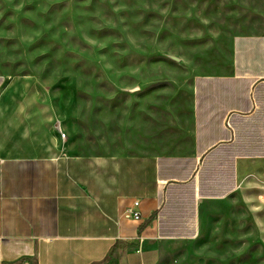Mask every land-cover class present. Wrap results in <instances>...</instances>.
I'll return each instance as SVG.
<instances>
[{
	"label": "crops",
	"instance_id": "0c3cea01",
	"mask_svg": "<svg viewBox=\"0 0 264 264\" xmlns=\"http://www.w3.org/2000/svg\"><path fill=\"white\" fill-rule=\"evenodd\" d=\"M256 15L261 31L236 35L230 63L194 78L156 152H67L44 93L1 90L0 264H155L160 243L198 236L204 209L261 187L264 7Z\"/></svg>",
	"mask_w": 264,
	"mask_h": 264
},
{
	"label": "rangeland",
	"instance_id": "374dc122",
	"mask_svg": "<svg viewBox=\"0 0 264 264\" xmlns=\"http://www.w3.org/2000/svg\"><path fill=\"white\" fill-rule=\"evenodd\" d=\"M247 0H0V91L40 90L57 110L63 150L158 151L194 78L257 33ZM155 264H264V184L204 209L193 240L160 243Z\"/></svg>",
	"mask_w": 264,
	"mask_h": 264
},
{
	"label": "built area",
	"instance_id": "2783aa9c",
	"mask_svg": "<svg viewBox=\"0 0 264 264\" xmlns=\"http://www.w3.org/2000/svg\"><path fill=\"white\" fill-rule=\"evenodd\" d=\"M140 205L139 201H135L133 204V207L130 208L128 210L129 214L131 217H133L135 220H140L141 219V213L139 210H137L136 208H138Z\"/></svg>",
	"mask_w": 264,
	"mask_h": 264
}]
</instances>
